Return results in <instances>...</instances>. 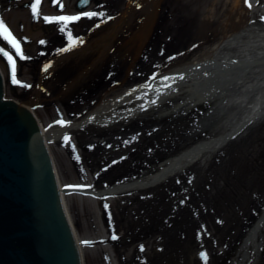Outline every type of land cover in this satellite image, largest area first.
<instances>
[{
    "label": "rangeland",
    "instance_id": "obj_1",
    "mask_svg": "<svg viewBox=\"0 0 264 264\" xmlns=\"http://www.w3.org/2000/svg\"><path fill=\"white\" fill-rule=\"evenodd\" d=\"M77 1L40 0L33 17L34 0H0V19L29 57L14 55L20 81L15 97L34 101L47 127L62 119L83 121L103 98L155 79L170 71L173 63L189 62L219 36L218 21L202 26L205 8H216L218 13V7L231 3L158 0L151 27L144 31L139 26L151 11L146 10L147 0H90L83 9ZM242 6L249 22L264 24V0L248 4L243 0ZM127 10H133L127 17L134 15L115 24ZM81 11L105 15L81 17L64 33L57 22L43 19ZM69 31L83 43L60 52L69 46ZM0 47L14 53L2 38ZM187 88V84L176 87L162 104L143 103L144 109L110 124L79 125L65 134L67 141L65 135L52 140L70 185L97 193L73 191L91 234L95 264H264V226L256 246H249L247 255L241 249L264 211V109L205 160L151 186L107 190L154 172L211 137L225 120L226 108L221 110L212 101L188 100ZM200 252L207 254V260Z\"/></svg>",
    "mask_w": 264,
    "mask_h": 264
},
{
    "label": "bare ground",
    "instance_id": "obj_2",
    "mask_svg": "<svg viewBox=\"0 0 264 264\" xmlns=\"http://www.w3.org/2000/svg\"><path fill=\"white\" fill-rule=\"evenodd\" d=\"M230 1L229 7L221 6V9L226 11L225 14H223L224 11L220 14V7H218V13L215 12L217 9L215 8L213 11L212 7H207L204 10L202 26L212 24L213 21H218L217 25H220L219 36L213 43L195 54L189 62L173 63L170 71L164 72L165 74L163 73L149 82L129 86L115 95L103 98L85 117L95 123L110 124L127 113L138 112L143 103L150 107L153 106L151 100L156 99L160 93H164V95L161 96L157 105L162 104L166 96L172 94L176 87L187 84L188 100L193 98V100L212 101L217 107L221 106V110L226 108V114L223 116L225 120L216 125L211 137L201 140L163 162L154 172H149L137 180L119 183L108 188V191H124V189L151 186L171 174L185 170L198 160H205L209 154L227 144L232 136L237 135L247 123L259 114L260 110L264 109V29L261 28L264 24L248 21L247 9L242 6L243 0ZM157 3L158 0L146 1V10L151 11H146V16L140 21L139 29L149 31L156 14L154 9ZM236 7H239L237 12L234 10ZM132 11L127 10L120 15L115 24L124 22V19L134 15L131 14L127 17V14ZM238 43H244V47H239ZM168 73L170 74L168 75ZM162 76H169L173 79L164 81L161 79ZM181 76L183 79H180ZM165 85L172 87L167 88ZM140 97L141 99L145 98L138 104L124 110H114L121 104L127 105L130 101ZM62 120L68 123L63 126L57 123L48 126L52 140L64 136L69 130L82 123V121ZM73 189L82 190V188ZM86 190L97 194L92 189L86 188ZM263 226L264 211L244 239L241 246L243 251L245 249L244 255H247L249 246H253V248L256 246V238Z\"/></svg>",
    "mask_w": 264,
    "mask_h": 264
},
{
    "label": "water",
    "instance_id": "obj_3",
    "mask_svg": "<svg viewBox=\"0 0 264 264\" xmlns=\"http://www.w3.org/2000/svg\"><path fill=\"white\" fill-rule=\"evenodd\" d=\"M66 185L44 117L34 101L15 97L0 56V264H95L90 231Z\"/></svg>",
    "mask_w": 264,
    "mask_h": 264
},
{
    "label": "snow or ice",
    "instance_id": "obj_4",
    "mask_svg": "<svg viewBox=\"0 0 264 264\" xmlns=\"http://www.w3.org/2000/svg\"><path fill=\"white\" fill-rule=\"evenodd\" d=\"M81 3H88L89 0H80ZM40 3V0H34L33 3L30 4V8H31V13L33 15V17H36L38 15V4ZM245 3L248 4V0H245ZM249 7L251 6L250 4L248 5ZM61 10L63 9V5H60ZM136 7H140L139 4L136 5ZM105 15L104 12L100 11H81L80 13L76 14V15H59V16H45L43 17L44 21L46 23H51V22H57L60 27H59V31L61 33H64L68 27V25L72 22H76L79 21L81 19V17H87L89 19L96 17V16H101L103 17ZM108 19H112V17H108ZM261 19H264V17H261ZM100 25L97 24L96 27H99ZM68 41H69V46L66 48H61L58 51L60 52H64V51H68L70 50V48L72 46H74L76 43H83V40L79 37L77 38H73L72 33L69 31L68 32ZM0 38L3 39V41L6 42L7 46H10V49L14 50L13 52H10L9 50H6L5 47H0V56H3L4 58H6L7 60V64L10 66V75H11V79L12 82L14 84H18L20 83V81H18L16 79V61L14 59V55L18 56L20 59H28L29 57H27L25 55V53L23 52L22 48H21V43L20 40H18L9 30V28L6 26L5 22L0 19ZM39 43L43 44L45 43V41L41 40L39 41ZM193 47H196L195 45ZM182 55V54H181ZM169 59H175V57H169ZM46 68L48 67L47 65L45 66ZM162 80L164 81H168L169 79H173L172 77L169 76H162L161 77ZM180 79H183V76L180 77ZM25 87H29V85H24ZM165 87L167 88H171V85H165ZM134 91V90H133ZM157 91L159 92V89H157ZM127 95V93H126ZM164 93H160L159 96H157L156 99L151 100V104L156 105L160 102V98L161 96H163ZM141 109H144V105L140 106ZM57 124L63 126L65 125L66 121L64 120H57L56 121ZM65 141H67L69 139V137L67 135L64 136ZM132 140L136 139V136H133L131 138ZM125 144L129 143V141H124ZM151 151V150H149ZM123 159V157L121 158ZM113 163H116V161H113ZM179 182V181H177ZM181 203H183V200H181ZM105 207H107V205H105ZM112 239H117V237L115 235L112 236ZM82 243H87V241H82ZM141 250H143V246H141ZM199 255L207 260V254L205 252H200Z\"/></svg>",
    "mask_w": 264,
    "mask_h": 264
}]
</instances>
